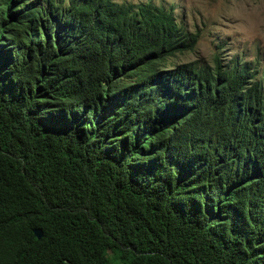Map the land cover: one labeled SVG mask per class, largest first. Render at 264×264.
Segmentation results:
<instances>
[{"label":"trees","instance_id":"obj_1","mask_svg":"<svg viewBox=\"0 0 264 264\" xmlns=\"http://www.w3.org/2000/svg\"><path fill=\"white\" fill-rule=\"evenodd\" d=\"M196 43L151 0H0V264H264V75Z\"/></svg>","mask_w":264,"mask_h":264},{"label":"rangeland","instance_id":"obj_2","mask_svg":"<svg viewBox=\"0 0 264 264\" xmlns=\"http://www.w3.org/2000/svg\"><path fill=\"white\" fill-rule=\"evenodd\" d=\"M151 1L172 5L176 21L197 34L194 51L182 55V60L208 63L219 54L224 61L237 60L256 72L257 79L264 75V0Z\"/></svg>","mask_w":264,"mask_h":264},{"label":"water","instance_id":"obj_3","mask_svg":"<svg viewBox=\"0 0 264 264\" xmlns=\"http://www.w3.org/2000/svg\"><path fill=\"white\" fill-rule=\"evenodd\" d=\"M34 233L37 237L41 236V230L40 229H34Z\"/></svg>","mask_w":264,"mask_h":264},{"label":"clouds","instance_id":"obj_4","mask_svg":"<svg viewBox=\"0 0 264 264\" xmlns=\"http://www.w3.org/2000/svg\"><path fill=\"white\" fill-rule=\"evenodd\" d=\"M35 229H37V228H35ZM37 237V236H36Z\"/></svg>","mask_w":264,"mask_h":264}]
</instances>
